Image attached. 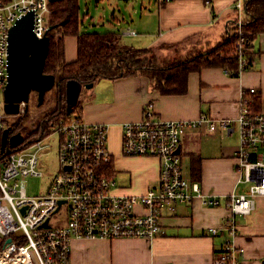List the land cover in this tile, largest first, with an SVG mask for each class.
<instances>
[{
  "label": "built area",
  "instance_id": "2783aa9c",
  "mask_svg": "<svg viewBox=\"0 0 264 264\" xmlns=\"http://www.w3.org/2000/svg\"><path fill=\"white\" fill-rule=\"evenodd\" d=\"M49 2L0 0V142L6 120L11 116L5 111L4 96L8 82L9 29L19 17L33 11L34 31L39 37L44 36L49 28ZM235 2L243 14L245 0ZM242 23L243 15H240L236 22L239 38L235 54L231 55L238 59L239 74L249 64ZM225 71L233 75L232 70L225 68ZM256 93L255 87L244 89L238 115L220 122L228 132L237 126L235 157L239 182L247 184V189L233 192L229 197L230 214L224 226L227 237L213 264H241L244 248L235 244L239 232L236 215H250L257 198L264 195V111L253 106ZM152 106H146L141 120L123 124L125 155L160 159L158 185L141 194L116 192V178L108 169L113 163L109 126L87 122L75 113L54 125L46 136L20 149L1 152L0 264H71L74 238H155L165 233L164 212H175L179 203L191 202L199 196L208 205L220 204L217 196L205 195L200 182L187 175L177 153L188 127L205 124L208 131H215L216 120L206 115L166 120L158 117ZM25 110L26 103L22 102L20 113ZM54 133L60 137V167L45 193L29 194L26 179L43 175L39 169L40 154L50 147L44 140ZM209 229L213 235L219 233L217 227Z\"/></svg>",
  "mask_w": 264,
  "mask_h": 264
},
{
  "label": "crops",
  "instance_id": "0c3cea01",
  "mask_svg": "<svg viewBox=\"0 0 264 264\" xmlns=\"http://www.w3.org/2000/svg\"><path fill=\"white\" fill-rule=\"evenodd\" d=\"M235 1L152 0L143 5L141 18L133 20L135 27L129 24L119 31L116 27L105 31L118 32L123 43L135 47L172 44L186 51L205 52L224 40L229 26L243 15ZM134 6H127L131 14L137 13ZM123 20L124 16L113 11L108 21H115L118 27ZM253 45L258 54L252 67L239 75L226 72L222 66L192 71L185 93L163 94L146 75L140 74L102 78L94 83L90 94L86 91L82 116L87 122L109 126V149L113 155L110 173L117 181L116 192L121 194H141L157 186L161 167L155 156L123 153L125 122L141 120L148 104L166 120L197 119L201 115L214 118L218 124L215 131H208L205 124L187 128L180 142V155L187 175L200 182L205 195L217 196L220 204L208 205L199 196L179 203L175 212H164L165 233L155 238H74L71 264H213L227 237L224 226L230 214L229 197L247 189V184L239 182L235 157L237 126L228 132L220 122L238 115L242 91L250 87L257 89L255 108L264 111V34ZM64 46L65 60L76 59L77 36L66 35ZM236 222L239 232L235 244L244 248L241 264H264V195L257 198L250 215H236ZM210 227H217L219 233L213 235Z\"/></svg>",
  "mask_w": 264,
  "mask_h": 264
},
{
  "label": "trees",
  "instance_id": "16d2710c",
  "mask_svg": "<svg viewBox=\"0 0 264 264\" xmlns=\"http://www.w3.org/2000/svg\"><path fill=\"white\" fill-rule=\"evenodd\" d=\"M49 8L48 25L54 28L49 32L51 41L45 71L54 73L57 78L55 103L41 112L38 119L30 125L24 124L21 119L6 120L7 126L11 127V134L21 131L25 136L24 143L14 149H20L37 138L46 136L54 125L70 117L66 101V82L70 78L86 84L95 83L102 78L117 79L140 74L146 75L153 86L163 94H181L187 91L188 75L204 67L222 66L232 70L233 75H239L238 59L231 56L235 54V44L239 38L237 20L234 26H229L224 40L213 49L172 62L160 63L149 56L152 47L125 44L118 32L82 29L88 12L82 14L81 0H57L49 2ZM242 29L245 33L249 69L258 54L253 48V42L259 35L264 34V0H245ZM58 33L61 34L58 36ZM66 35L78 38L77 58L69 62L65 60ZM172 46L174 45L162 44L160 47ZM253 106L255 108V104ZM73 113L82 116L80 103L74 107ZM111 166L112 163L108 169L112 170Z\"/></svg>",
  "mask_w": 264,
  "mask_h": 264
},
{
  "label": "water",
  "instance_id": "95a60500",
  "mask_svg": "<svg viewBox=\"0 0 264 264\" xmlns=\"http://www.w3.org/2000/svg\"><path fill=\"white\" fill-rule=\"evenodd\" d=\"M57 0H50V2ZM35 15L33 11L19 17L9 29L8 46V82L5 87V111L9 115H17L21 111V103L29 107L30 95L37 94L38 105L45 101L46 94L56 84V75L45 71V62L49 52L51 37L50 25L46 34L39 37L34 31ZM94 86V82L83 84L75 78L66 82L67 113L71 114L79 103L84 89ZM24 134L19 131L11 134V127L2 131L1 152L11 150L22 144ZM180 153V147L177 149ZM47 225V222H45ZM8 242L11 238L7 239Z\"/></svg>",
  "mask_w": 264,
  "mask_h": 264
},
{
  "label": "rangeland",
  "instance_id": "374dc122",
  "mask_svg": "<svg viewBox=\"0 0 264 264\" xmlns=\"http://www.w3.org/2000/svg\"><path fill=\"white\" fill-rule=\"evenodd\" d=\"M132 1L133 0H86L85 2V0H81L82 14H85L87 11H89V17L84 20L85 24H83L84 26L82 27V29L90 31H105L107 29H112L116 27L117 31H119V28L128 27L129 24L135 27L136 20L135 22L133 20L141 18V16L143 15L141 12L143 9V5H145V3L147 4L152 0H140V2H137L135 4ZM133 5H135L134 7L137 9L136 14H131V10L127 8V6L132 8ZM113 11L116 14L124 16L125 19L121 22V24L118 25V27L115 21L113 24L108 21L111 19ZM160 46H153L152 52L149 53L150 57L156 59L160 63L172 62L175 59L186 58L199 53V51L195 49L186 51L180 46H172L165 48ZM91 89L92 88L83 90L84 93L82 92L79 100L80 104H84L86 100L85 93L87 91V94H90ZM46 95L47 98L45 100L47 101H44V103L38 105L37 94L35 92H32L30 95L27 113L25 114V112H22L18 115H11L9 119H21L24 124L30 125L32 122L38 119V115L41 112L54 105L56 86L49 90ZM44 143L49 144L50 147L42 151L40 154L39 169L42 171L43 175H31L27 177L25 186L29 194L45 193L49 186L51 177L54 175V173H56V171L60 167L59 134L54 133L48 136L44 140Z\"/></svg>",
  "mask_w": 264,
  "mask_h": 264
},
{
  "label": "bare ground",
  "instance_id": "6f19581e",
  "mask_svg": "<svg viewBox=\"0 0 264 264\" xmlns=\"http://www.w3.org/2000/svg\"><path fill=\"white\" fill-rule=\"evenodd\" d=\"M111 165V164H110ZM109 167V166H108ZM112 167V166H111ZM109 170H111V168L109 169Z\"/></svg>",
  "mask_w": 264,
  "mask_h": 264
},
{
  "label": "flooded vegetation",
  "instance_id": "af4514ba",
  "mask_svg": "<svg viewBox=\"0 0 264 264\" xmlns=\"http://www.w3.org/2000/svg\"><path fill=\"white\" fill-rule=\"evenodd\" d=\"M57 79V78H56Z\"/></svg>",
  "mask_w": 264,
  "mask_h": 264
}]
</instances>
